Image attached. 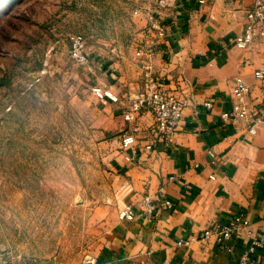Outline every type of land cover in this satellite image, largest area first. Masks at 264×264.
I'll use <instances>...</instances> for the list:
<instances>
[{
  "label": "crops",
  "instance_id": "crops-1",
  "mask_svg": "<svg viewBox=\"0 0 264 264\" xmlns=\"http://www.w3.org/2000/svg\"><path fill=\"white\" fill-rule=\"evenodd\" d=\"M139 3L147 5L146 0ZM251 4L252 0H206L200 7L196 0H180L167 12L168 36L158 42L153 68L165 88L185 99L187 106L171 147L156 151L145 149L153 123L148 113L140 118L134 145L121 147L122 138L131 133L122 114L141 90L134 53L150 39L146 19L134 16L135 8L126 9L132 32L125 42L128 47L119 48L113 39L102 52L101 86L118 92L120 102L107 105V131L115 142L105 153L112 184L94 212L103 227L92 256L95 264H238L250 246L246 235L225 244L216 238L199 240L203 230L228 226L238 216L250 222L255 236H264V125L250 136L246 124L225 125L220 118L231 108L235 77L250 86L253 103L261 100L253 72L263 63L264 45L259 40L247 50L234 45ZM207 101L213 103L212 111L198 109L195 114ZM170 176L178 181L168 183ZM145 198L154 207L153 220L140 207ZM165 200L171 204L168 209L163 207ZM124 206L133 208V221L118 219ZM189 238V244L177 245ZM248 256L264 264V245Z\"/></svg>",
  "mask_w": 264,
  "mask_h": 264
},
{
  "label": "rangeland",
  "instance_id": "rangeland-1",
  "mask_svg": "<svg viewBox=\"0 0 264 264\" xmlns=\"http://www.w3.org/2000/svg\"><path fill=\"white\" fill-rule=\"evenodd\" d=\"M139 2L0 0V264L93 258L103 233L94 212L112 184L105 153L115 142L113 103L92 88L103 87L109 41L128 47L126 9ZM73 35L85 40V65L69 58Z\"/></svg>",
  "mask_w": 264,
  "mask_h": 264
},
{
  "label": "built area",
  "instance_id": "built-area-1",
  "mask_svg": "<svg viewBox=\"0 0 264 264\" xmlns=\"http://www.w3.org/2000/svg\"><path fill=\"white\" fill-rule=\"evenodd\" d=\"M198 6L206 4V0H196ZM147 5L135 8L134 16H143L147 21V31L150 39L146 46L136 48L134 58L138 62L141 72L140 92L129 102L128 107L123 112V120L130 125L131 133L124 136L121 141L123 149L129 148L136 142V135L140 131V118L143 113L151 115L153 123L149 128L150 139L145 145L148 151L166 150L173 143V136L177 132L183 118L184 110L187 106L186 100L177 97L174 93L165 88L163 80L158 77L153 68V60L159 47V41L168 36V26L165 23L167 12H170L180 0H146ZM259 40L264 45V0H252L251 6L244 14V26L242 32L234 39V45L240 50H247ZM70 51L69 58L76 66L85 65L88 62L86 54V43L81 35H73L69 38ZM254 79L259 85L261 100L258 103L251 101V88L242 77H235L231 81L230 104L231 108L227 112L220 114V118L225 125L232 123L246 124L247 133L254 136L259 127L264 125V60L261 66L254 70ZM94 97L101 103H118L119 94L110 87H93ZM210 112L213 103L204 102L200 108L195 109V114L199 110ZM134 157H126L132 162ZM213 179V176H210ZM168 183L178 181L177 176H170L166 179ZM140 207L144 216L148 220H153V205L148 198L140 202ZM164 208H170L171 204L165 200ZM136 214L131 206H126L120 210L118 218L120 221L131 222ZM244 234L250 239L248 251L243 254L238 264H255L249 258V254L264 245V236L257 237L251 230L250 222L243 216L233 219L230 225H215L202 231L199 236L200 241H207L216 238L217 241L225 244L229 240ZM192 239L179 240L178 246L189 244ZM228 251L230 248L223 245ZM93 258L84 261V264H95Z\"/></svg>",
  "mask_w": 264,
  "mask_h": 264
}]
</instances>
